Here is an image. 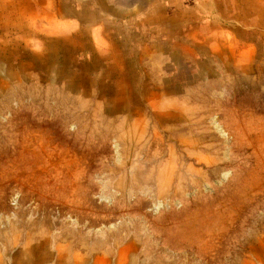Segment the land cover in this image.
<instances>
[{"label": "rangeland", "instance_id": "obj_1", "mask_svg": "<svg viewBox=\"0 0 264 264\" xmlns=\"http://www.w3.org/2000/svg\"><path fill=\"white\" fill-rule=\"evenodd\" d=\"M0 264H264V0H0Z\"/></svg>", "mask_w": 264, "mask_h": 264}]
</instances>
